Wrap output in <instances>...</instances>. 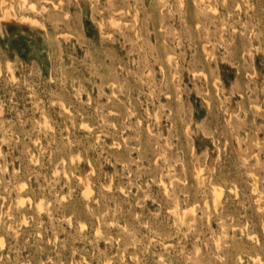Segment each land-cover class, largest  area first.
Instances as JSON below:
<instances>
[{
  "label": "rangeland",
  "instance_id": "1",
  "mask_svg": "<svg viewBox=\"0 0 264 264\" xmlns=\"http://www.w3.org/2000/svg\"><path fill=\"white\" fill-rule=\"evenodd\" d=\"M24 1L0 264H264V0Z\"/></svg>",
  "mask_w": 264,
  "mask_h": 264
},
{
  "label": "bare ground",
  "instance_id": "2",
  "mask_svg": "<svg viewBox=\"0 0 264 264\" xmlns=\"http://www.w3.org/2000/svg\"><path fill=\"white\" fill-rule=\"evenodd\" d=\"M6 1H7V0H6ZM23 1H24V0H23ZM24 2H25V1H24ZM17 3H18V2H17ZM22 3H23V2H22ZM30 4H31L30 6L33 7V4H32V3H30ZM10 5H11V4H10ZM26 5H27V4H26ZM28 6H29V5H28ZM197 171H200V170H197ZM200 172H201V171H200ZM200 172H199V173H200ZM214 177H215V176H214ZM209 186H210V185H209ZM164 188H165V187H164ZM216 188H217V187H216ZM219 188H220V187H219ZM213 189H214V187H213ZM213 191H214V190H213ZM218 192H219V191H218ZM212 194H213V193H212ZM214 194H215V191H214ZM213 201H214V200H213ZM213 203H214V202H213ZM213 203H212V204H213Z\"/></svg>",
  "mask_w": 264,
  "mask_h": 264
}]
</instances>
